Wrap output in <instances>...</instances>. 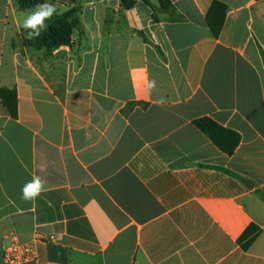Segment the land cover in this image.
I'll list each match as a JSON object with an SVG mask.
<instances>
[{
    "label": "crops",
    "instance_id": "1",
    "mask_svg": "<svg viewBox=\"0 0 264 264\" xmlns=\"http://www.w3.org/2000/svg\"><path fill=\"white\" fill-rule=\"evenodd\" d=\"M130 1L46 0L82 10L46 59L13 46L34 8L0 0L19 98L13 119L0 97V264L14 242L35 249L18 264H264V0ZM206 116L240 133L234 155Z\"/></svg>",
    "mask_w": 264,
    "mask_h": 264
},
{
    "label": "trees",
    "instance_id": "2",
    "mask_svg": "<svg viewBox=\"0 0 264 264\" xmlns=\"http://www.w3.org/2000/svg\"><path fill=\"white\" fill-rule=\"evenodd\" d=\"M135 0H131L126 3L128 7L132 6ZM46 0H17L19 8L21 10H28L35 8L36 5L42 4ZM161 8L163 10L169 11L172 8L171 0H160ZM216 5H221L216 3ZM223 8L224 5H221ZM81 6L75 5L64 13H57L45 23L48 25L45 31L41 32V35L35 39H26L27 31L22 30L19 37L14 40L13 46L15 48H21L22 52L30 51H41L46 59L52 57L54 50L62 46H71L73 41V36L75 31L80 26V15ZM210 27L215 34L219 36L222 25H214L210 20ZM264 60V54H263ZM0 97L4 105L9 110V113L13 119L18 118L19 114V98L16 88H6L0 86ZM195 126L200 129L204 134H206L212 142L225 154L232 156L235 154L236 150L240 146L242 137L240 133L230 128L224 127L219 124L211 117H202L194 121ZM232 177L244 180L240 175L235 174L229 170L222 169ZM264 199V194H261ZM249 231L246 232L241 238L240 243H242L245 249H248L255 237L248 238ZM247 239V242L243 244V241Z\"/></svg>",
    "mask_w": 264,
    "mask_h": 264
},
{
    "label": "clouds",
    "instance_id": "3",
    "mask_svg": "<svg viewBox=\"0 0 264 264\" xmlns=\"http://www.w3.org/2000/svg\"><path fill=\"white\" fill-rule=\"evenodd\" d=\"M56 11L54 4L44 2L36 5L34 11H31L20 24V27L27 31L26 39L32 40L40 36L48 27L45 21L50 20ZM45 190V182H42L39 176L33 175L32 179L23 185L21 199L25 202L34 201Z\"/></svg>",
    "mask_w": 264,
    "mask_h": 264
},
{
    "label": "built area",
    "instance_id": "4",
    "mask_svg": "<svg viewBox=\"0 0 264 264\" xmlns=\"http://www.w3.org/2000/svg\"><path fill=\"white\" fill-rule=\"evenodd\" d=\"M35 249L33 244L14 242L4 251V258L8 264H18L33 257Z\"/></svg>",
    "mask_w": 264,
    "mask_h": 264
}]
</instances>
